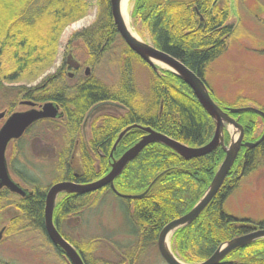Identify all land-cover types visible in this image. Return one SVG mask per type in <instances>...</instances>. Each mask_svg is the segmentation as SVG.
I'll return each instance as SVG.
<instances>
[{"label": "trees", "instance_id": "trees-1", "mask_svg": "<svg viewBox=\"0 0 264 264\" xmlns=\"http://www.w3.org/2000/svg\"><path fill=\"white\" fill-rule=\"evenodd\" d=\"M92 3L93 0H0V87L33 81L43 75L55 59V41L59 31L84 15ZM230 10L229 0H135L134 6V13L148 25L154 46L195 72L205 82L212 97V90L205 79L206 68L224 51L233 32V26L225 24ZM111 21L109 5L106 4L91 25L73 35L88 47L86 62L93 69L101 57L113 53L107 37H115L118 32ZM8 48L12 49L14 67L5 70L2 58ZM127 50L143 61L130 48ZM118 65V78L113 84L79 70H74L70 77L71 69L62 61L54 73L44 74L37 85L17 86L25 100L54 101L60 106L64 113L61 118L65 129L63 138L69 153L75 141H80L82 168L76 172L70 165L61 164L65 166L64 178L67 180L88 183L102 177L110 170L114 156L123 153L145 133L142 127H150L189 147L206 144L214 133L215 121L190 86L176 73L150 67V83L143 93L136 83L132 62L127 57L121 58ZM104 108L123 109L124 112L105 113L95 121L93 118L91 136L86 145L80 135V127L85 117ZM233 115L243 125L251 116L254 122L257 117L264 120L253 111ZM133 125L141 128L136 126L126 131L113 150L119 133ZM94 156L97 167L93 166ZM223 156V149L217 147L204 156L185 159L163 143H150L114 179L115 191L107 185L86 194L63 193L55 204L53 222L62 236L79 250L83 245L65 232V218L77 214L88 206L92 196L105 190L120 202L135 231L133 233L138 236L134 247L142 250L144 246L156 243L164 224L183 215L197 202L209 186ZM263 156L264 137L253 147H243L213 199L196 219L175 231V249L185 260H205L222 242L252 230L255 223L226 211L224 202L237 185V176L256 168ZM9 167L33 191L22 197L7 190L14 196L10 203L16 204L21 211L23 216L20 220L25 221L24 226L42 232L48 239L44 227L47 190L41 189L28 174V169L19 172L14 163ZM2 192L5 190H0V199ZM18 216L11 220L12 225L19 220ZM256 225L264 227V223ZM55 248L59 251L58 247ZM79 252L88 264L82 249ZM138 258L139 253L131 251L127 254L131 264ZM219 264H264V238L232 250Z\"/></svg>", "mask_w": 264, "mask_h": 264}, {"label": "rangeland", "instance_id": "rangeland-1", "mask_svg": "<svg viewBox=\"0 0 264 264\" xmlns=\"http://www.w3.org/2000/svg\"><path fill=\"white\" fill-rule=\"evenodd\" d=\"M92 4L84 15L66 24L59 31L58 39L55 41L57 42L55 59L43 75L33 81H20L0 87V113H5L4 117L0 119V127L5 118L11 113L25 111L31 107L24 102L25 99L20 90L17 89V86L37 85L44 74L54 73L58 65L62 61L65 62L68 54H71L73 59L81 64L79 70L81 73L84 74V70L88 68L89 71L91 70V74L109 84L115 83L118 78V61L121 58L124 60L127 57L132 62V70L139 90L143 93L147 91L150 83V67L152 66L131 54L127 50L129 47L118 33L115 37H107V40L111 41V50L113 53L101 57L95 69L86 62L89 56L88 47L83 41L77 40V36L73 38V35L91 25L106 4L109 5L111 23L115 26L111 15L109 0H93ZM229 5L231 6V12L227 16L225 24L232 25L233 32L227 40L224 51L208 64L205 79L212 90V99H215V103L222 110L228 111L229 108H238L242 105V107L252 106L264 111V0H229ZM134 6L135 0H129L130 27L139 36L137 38L154 46L148 25L134 13ZM77 23L78 25H76ZM107 36H110V34H107ZM11 51L12 49L8 48V52L2 58V66L5 70L14 67ZM155 65L156 68L170 70L159 61L155 62ZM69 72L72 71L70 70ZM32 101L36 102L34 100ZM45 102H36L35 107L39 109V105ZM59 112H62L61 117L38 120L37 123L35 122L36 124L33 123L27 129L21 136L20 141L16 143L15 139L13 142L10 141L7 146L6 160L10 175L15 182L26 190L32 188L17 175L12 167H9V164L12 165L14 163L18 171L24 170L25 168L28 169V174L37 181L42 190H48L56 182L70 181L64 178L65 166L63 167L61 164L70 165L76 172L82 168V151L79 147L80 141H75L70 153L67 151V143L63 138V131L65 132V129L61 121L64 113L62 109ZM123 112V109L115 110L114 108H104L96 111L94 114H90L89 117H85L80 127V135L84 143L87 145L90 139L92 130L91 121L93 118L95 121L97 117L105 113L121 114ZM230 116L243 128L242 145L237 153V158L241 149L247 147L243 143H254L264 134V120L257 117L254 122L251 119L252 116H246L249 121H246L243 125L233 113ZM98 121L100 122L101 118ZM216 128L217 124L215 123L214 133L210 140L213 138ZM234 132H237L235 134L238 135L239 129L230 123L224 122L220 133L225 147L229 146ZM249 133H251L250 137L246 138L245 136ZM142 136L135 140L136 142L134 144ZM113 146L112 149L115 150L117 145L115 148ZM130 147L124 150L123 153ZM217 147L223 149L221 144ZM123 153L117 155L118 157L114 156L113 159H118ZM97 165V158L94 156L93 166L97 167ZM108 172L109 170L104 175ZM237 179V185L226 197L224 209L241 219H250L254 222L255 225L252 226V230L249 232L264 229V227L262 228L256 225L258 223H264V156L256 168L250 172L248 171L244 175L239 174ZM1 189L5 190V192H2L0 199V264H71L63 251L60 249L58 251L42 232L30 226L23 225L25 221L20 220L23 216L21 211L17 209L16 204L10 203L14 201V196L7 193L8 189ZM62 194L57 195L55 204L59 201ZM91 199L92 201L88 203V206L83 207L77 214L73 213L69 217H66L64 223L66 226L65 232L72 238L78 240V243L83 246L78 250L74 244L64 238L60 233L78 251L82 249L88 264H129L127 254L131 251L134 254L139 253V258L137 261H134V264H167L158 249V239L156 243L150 246H144L142 250L134 247L138 236L136 237V234L133 233L135 231L125 217L120 202L112 194L104 190L92 196ZM2 204H4V207H1ZM16 216L19 217V220L15 221L13 223L14 225H12L11 220ZM176 230L168 233L170 245V250H168L175 258L185 264H197L204 261H187L183 258L181 252L177 248L175 249L174 233ZM141 252L143 253L141 254ZM120 261L123 262L120 263Z\"/></svg>", "mask_w": 264, "mask_h": 264}, {"label": "water", "instance_id": "water-1", "mask_svg": "<svg viewBox=\"0 0 264 264\" xmlns=\"http://www.w3.org/2000/svg\"><path fill=\"white\" fill-rule=\"evenodd\" d=\"M109 1L114 24L122 40L134 53H136L143 61H145L153 68H156L155 62L159 61L161 63H164V65H166L168 69L172 70L180 78H182L190 86L203 108L214 119L215 123L217 124L216 132L213 138L207 144L201 147H189L175 139H172L159 132H156L150 127H142V130L145 131V135H143L137 143L132 145L118 159H112L110 164V170L103 177L88 183H77L73 181L56 182L52 184L50 188H48L46 192L44 206L45 231L52 245L62 250L71 264H85L80 252L61 236L60 232L57 230L53 222L55 198L58 194H86L99 190L107 185H110V187L115 191L113 185L114 179L122 172L124 167L139 154V152L147 144L153 142L163 143L185 158H193L205 155L215 149L219 144H221L225 152L224 158L220 163L219 167L217 168L203 196L190 209L189 212L167 223L160 230L158 235V249L165 262L167 264H185L176 259L175 256L168 250L165 241L168 236V233L189 224L200 214V212L216 195L226 175L231 169L236 159L237 153L240 149V146L242 145L241 140L243 138V128L239 123L236 122L234 118L230 116V114L242 111H253L260 114L264 118V111L252 106L229 108L228 111L222 110L212 99L205 82L195 72L189 69L179 59L156 48L153 45L141 41L129 31L127 25L125 24V21L121 16V0ZM66 63L73 69L79 67V63L73 59L71 54L67 55ZM85 74H89L88 68L85 69ZM72 75L73 72H70L69 76L72 77ZM26 104L31 106L30 109L11 113L5 118L3 124L0 127V189L6 188L9 191L20 194L22 196L28 194V190L21 187L17 182L12 179L10 175L6 160L7 146L11 140L20 138L25 133V131L38 120L62 116V112H59V105L54 101H46L42 105H39V109L35 107L36 103L33 101H29ZM4 115L5 113L1 112L0 119H2ZM224 122L230 123L237 129H239L236 139H233V137H231V141L228 147H225L222 135L220 133ZM136 126L137 125L128 126L124 130H122L119 133L116 141L114 142L113 148H115V146L118 144V142L126 133V131ZM137 128L141 127L137 126ZM263 137L264 134L256 142H245L243 143V145L247 147L255 146L263 139ZM30 193L31 192H29V194ZM259 238H264V229H258L253 232H249L247 234L235 237L230 241L221 244L211 256L197 264H219L220 261L233 249L251 243L252 241Z\"/></svg>", "mask_w": 264, "mask_h": 264}, {"label": "bare ground", "instance_id": "bare-ground-1", "mask_svg": "<svg viewBox=\"0 0 264 264\" xmlns=\"http://www.w3.org/2000/svg\"><path fill=\"white\" fill-rule=\"evenodd\" d=\"M120 11H121V16L123 18V20L125 21V24L127 25V28L129 29V31L136 37H139L137 35V33L135 31H133V29L130 27V24H129V0H121L120 1ZM78 25V23L76 24ZM161 63V62H160ZM164 65V63H162ZM165 67V66H164ZM209 90V89H208ZM210 93V91H209ZM211 95V93H210ZM25 103L29 102L28 100H24ZM237 132H234L232 134V137L233 139H236L237 137V134H235ZM53 213H54V210H53ZM54 221V220H53ZM166 246L167 248L170 250V245H169V235L167 236L166 238Z\"/></svg>", "mask_w": 264, "mask_h": 264}, {"label": "flooded vegetation", "instance_id": "flooded-vegetation-1", "mask_svg": "<svg viewBox=\"0 0 264 264\" xmlns=\"http://www.w3.org/2000/svg\"><path fill=\"white\" fill-rule=\"evenodd\" d=\"M65 62H66V60H65ZM66 66H67V68H70L71 69V71L73 72L74 70H80V67H81V64H79V67L78 68H76V69H73V68H71L67 63H66ZM91 71V70H90ZM89 71V74L88 75H90L91 74V72ZM84 74H85V70H84ZM86 75V74H85ZM36 103V102H35ZM37 104V103H36ZM60 107V106H59ZM60 110H61V108H60ZM35 124V123H34ZM27 131V130H26ZM25 131V132H26ZM21 138V137H20ZM20 138H18V139H20ZM17 140V139H16ZM14 140H11V142H13ZM29 192H33V191H30V189H28V193Z\"/></svg>", "mask_w": 264, "mask_h": 264}]
</instances>
